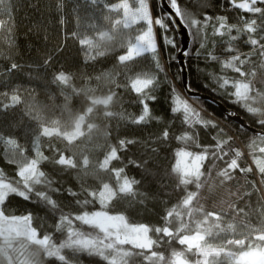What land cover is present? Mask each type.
Returning <instances> with one entry per match:
<instances>
[{"label": "trees", "instance_id": "16d2710c", "mask_svg": "<svg viewBox=\"0 0 264 264\" xmlns=\"http://www.w3.org/2000/svg\"><path fill=\"white\" fill-rule=\"evenodd\" d=\"M116 2L117 0H0V94L7 92L11 95L16 91L21 96L20 104L8 109L0 107V134L4 137L0 141V173L9 180L19 179V165L11 160L12 149L6 143L7 140L15 139L18 145L16 151L22 149L25 155L35 157V136L39 133L40 125L43 123L48 126L50 120L67 118L68 113L63 111L66 96L71 97L67 103L69 111L73 114L82 113L89 106L85 95H76L74 89H96L95 95L98 97L106 96L109 89H112L117 95L108 110L123 114V118L120 115L105 118V109L98 107L88 120L95 124L98 130L94 131L91 139L87 136L78 139L70 146V150L65 148L67 142L61 138L41 137V151L49 160L42 161L39 166L46 172L52 184L50 187L44 184L35 185L28 200L11 195L7 202V214L32 215V226L36 227L39 233L52 235L56 242H60L64 235L56 231L55 225L61 211L75 216L82 210L99 208L98 203L82 208L76 201L91 199L85 189L98 190L104 182L115 187L116 177L112 169L123 168L122 175L139 183L133 186L134 195L114 199L110 211L112 214L125 215L130 223L161 227L166 213L176 207L185 194L183 186H178L179 174L173 171L179 159L177 152L184 149L199 153L204 147L214 146L217 140L231 136V147L243 153L238 163L241 167L252 166L253 173L245 177L237 170L234 173L236 179L221 186L218 185L219 178L216 173L226 166V161L233 157V153L229 152V156L222 161H215V168H212L213 160H206L202 171L207 174L209 169L212 170L209 180L214 186L211 190L209 185L200 189L201 203L206 211H219L220 201L225 198L227 191L235 192L240 189L241 193L247 192L249 195L242 200L237 197L231 199L235 200L239 207H244L246 212L249 208L253 209L251 221L257 223L261 217L256 213L264 212V199L261 198L260 192L249 186V183L258 177L255 174V166L252 165L250 150L247 148V144L255 135L227 118L214 104L220 103L231 115H239L250 127L262 131L256 122L257 117L234 102L231 95L233 89L219 88L217 80L214 79L217 76L239 78L233 70L222 68V61L234 54L228 50V34H214L210 22L202 40L190 39L187 49L189 55L185 58L187 87L192 93L208 99L203 100L198 96L188 98L183 91L177 62L180 42L171 23L170 32L175 35L176 47H165L159 38L160 29L155 28L162 71L156 67V61L151 54L134 57L133 61L128 62V68L124 69V66L118 63L117 57L124 54L126 48L120 47L119 43L114 47L108 46L111 50L90 49L80 43L82 39H95L100 31L112 30L115 21L123 16L122 10H112V5ZM182 3L188 4L189 10L197 19L207 15L214 21L216 17L224 16L229 24H236L242 16L245 19L251 16L233 8L230 0H182ZM150 7L154 14L164 12L158 0H150ZM141 26L142 22L128 29L117 25L118 41L124 43L131 39L134 42ZM231 35H237L235 29ZM247 39L246 34H241L239 39L233 42L241 53L247 54L251 51L252 46L246 43ZM201 43L204 44L203 48ZM98 51H104L105 54L99 56ZM211 55L219 57L220 60H212ZM250 60L252 63L244 68L256 72L257 88L264 90V67H260L264 64V57L252 56ZM11 63H17L19 67L11 69ZM59 71L72 74L69 85H61L54 80V75ZM108 72L116 73L115 80L120 85L119 88L103 79V74ZM144 73L155 76L154 85L150 86V94L154 99L144 101L150 108L148 121L135 124L132 121L142 114V104L138 99L139 94L131 89V79ZM97 77L101 79L97 80ZM178 99H187L193 108L202 109L201 116L211 118L217 127L195 125L193 129L184 124L183 113L172 112ZM4 103H8V100L5 99ZM220 129L226 133L224 137L217 135ZM165 130L169 131L166 140L163 138ZM104 132H107V135H104ZM185 133L192 135L194 142L177 139ZM120 140H125L126 143L121 146ZM128 140L132 143H127ZM197 144L200 147H197ZM112 148H116L119 159L111 162L109 170L99 169V163ZM56 149L62 150L66 156L76 153L78 168L65 170L54 164L52 157ZM85 156L89 159L87 170L91 174L88 176H84L79 167ZM187 190L196 191L194 185H188ZM38 191L46 192L57 201L59 208L53 211L36 195ZM70 192H75L76 196H72ZM225 223L236 225L237 222L229 216L225 217ZM75 224L86 232L91 231L79 222ZM221 226L224 227V224ZM150 235L154 240L159 236L153 250L162 253L166 260L172 258L173 252L183 253L188 264H196L197 260H202L195 249L188 251L187 245H181L178 239L163 237L160 234ZM233 238V234L227 231L215 237H206L213 247L224 245L227 239ZM124 247L130 249L131 245ZM246 250L238 246L226 247V251H232L237 256ZM133 260L135 264H149L141 257H133L129 264H132ZM77 261L78 264H106L99 257L86 252L78 253L72 264H77ZM217 264L236 262L222 254L217 258Z\"/></svg>", "mask_w": 264, "mask_h": 264}, {"label": "snow or ice", "instance_id": "6c2138e0", "mask_svg": "<svg viewBox=\"0 0 264 264\" xmlns=\"http://www.w3.org/2000/svg\"><path fill=\"white\" fill-rule=\"evenodd\" d=\"M189 2H195V0H189ZM161 3L169 11L154 14L150 7V0H117L112 5V10H122L123 19L116 20L111 31H100L95 39H82L80 43L87 45L90 49L98 50H111L108 46L114 47L119 43L120 47L126 48L125 53L117 57L118 63L123 65L124 69L128 68V62L133 61L134 57L151 54L153 60L156 61V67L162 71L155 28L160 29L159 38L165 47H176L175 35L170 32L169 23L173 28L183 26L188 31L190 39L194 41L202 40L210 22L214 34L224 36L227 33L230 44L228 50L234 54L222 61V68L233 70L239 78L217 76L214 79L217 80L221 89L231 87L234 102L257 117L256 122L262 131L251 138L247 148L250 150L252 165L255 166V174L258 178L250 182L249 186L260 192L261 198L264 199V187H261L264 186V90L257 88L256 72L244 68L245 65L252 63L250 57H264V0H230L233 8L251 14L248 19L242 16L236 24H229L228 19L224 16L216 17L214 21L207 15L202 19H197L189 10L188 4L182 3V0H161ZM141 22L142 26L139 29V34L134 37V42L131 39L124 43L118 41L117 25L128 29ZM233 29L237 35H231ZM241 34L248 36L246 43L252 46L251 51L247 54L241 53L233 43L239 39ZM203 47L204 44L201 43V48ZM104 54V51L97 52L99 56ZM183 54L187 56L189 51L185 49ZM211 59L220 60L215 55H211ZM18 67L17 63H11V69ZM260 67H264V64H261ZM115 75L116 73L112 72L104 73L103 79L119 88L120 85L117 84ZM99 79L101 77H97V80ZM54 80L61 85H69L72 74L59 71L54 75ZM154 82L155 76H149L147 73L138 74L136 78L131 79V89L139 94L138 99L142 104V114L138 119L132 121L135 124L146 123L149 119V104L144 101L154 99V96L150 94V86H153ZM73 91L76 95L84 94L89 106L82 113L73 114L69 111L67 103L71 97L66 96L63 111L68 113L67 118L50 120L48 126L43 123L40 125L39 133L35 136V157L25 155L22 149L16 151L18 145L15 139L6 141L12 149L10 153L12 162L19 165L17 173L19 179L9 180L7 176L0 173V264H72L77 254L82 252L97 256L106 264H129L133 257H141L149 264H188L183 253L173 252L172 258L166 260L162 253L154 251L153 248L158 243L159 236L154 240L150 233L178 239L181 245H187L188 251L195 249L197 254L202 257V260H197L196 264H217V258L222 254L225 258L234 260L236 264H264V212H257L256 215L261 219L257 223H252L251 215L254 210L249 208V211L246 212L244 207H239L236 201L231 199V197H237L242 200L249 193H241L240 189L235 192L228 190L225 198L220 201L219 211H206L201 203L200 189L209 185V190H211L214 186L210 184L209 180L212 177V170L209 169L207 174L202 171L206 160H213L212 168H215V161H222L229 156V152L233 153V157L226 161V166L216 173V177L219 178L218 185L221 186L235 180L234 173L237 170L245 177L247 174L253 173L252 166L241 167V164L238 163L243 153L237 148L231 147L230 141L233 140L231 136H228L227 139L217 140L214 146L204 147L199 153L184 149L177 152L176 155L179 159L173 171L179 174L178 186H183L185 194L180 203L166 213L163 218L164 224L161 227H152L145 223H130L125 215L112 214L110 211V205L114 199L120 196L134 195L133 186L139 183L122 175L123 168L112 169L116 177L115 187L104 182L98 190L87 191L85 189L87 196L91 199L76 201L82 208L97 203L99 208L82 210L75 216L64 214L61 211L55 225L56 231L64 235V239L60 242H56L52 235L39 233L37 228L32 226V215L7 214V202L11 195L28 200L35 185L44 184L50 187L52 184L46 172L39 166L42 161L49 160V157L41 151V137L61 138L67 142L65 148L70 150V146L78 139L86 136L91 139L94 131L98 130L95 124L88 122L98 107L105 109L103 112L105 118L117 115L123 118L122 113L108 110L117 95L112 89H109V93L103 97L95 95L96 89L81 88ZM89 93L92 94L89 95ZM5 99L8 100V103H4ZM20 103L21 96L16 91H13L11 95L7 92L0 94V107L8 109ZM201 111L202 109L193 108L187 99H178L172 108L174 113L182 112L183 123L193 129L195 125L217 127L211 118L201 116ZM104 135H107V132H104ZM217 135L224 137L226 133L220 129ZM168 137L169 131L165 130L163 138L166 140ZM3 139V135L0 134V141ZM177 139L194 142V137L187 133L178 136ZM125 143V140H120L121 146ZM127 143L131 144L132 141L128 140ZM197 147L200 145L197 144ZM226 148L227 150H225ZM76 156V153L66 156L62 150L56 149L52 161L65 170L77 169ZM117 159H119L117 150L112 148L99 163L98 168L107 171L111 162ZM88 166L89 159L85 156L79 165L84 176L91 174L87 170ZM188 185H194L196 191H188ZM70 194L76 196L75 192H70ZM36 195L53 211L59 208L57 201L53 200L46 192L38 191ZM229 216L237 222L236 225L225 223V217ZM75 222L87 226L91 231L82 230ZM222 224L224 227L221 226ZM226 231L232 233L234 238L227 239L224 245L213 247L206 239V237H215ZM125 245H131V248H125ZM228 246H238L240 249L247 250L241 251L237 256L232 251H226ZM132 264H135L134 260Z\"/></svg>", "mask_w": 264, "mask_h": 264}, {"label": "water", "instance_id": "95a60500", "mask_svg": "<svg viewBox=\"0 0 264 264\" xmlns=\"http://www.w3.org/2000/svg\"><path fill=\"white\" fill-rule=\"evenodd\" d=\"M158 3H159L160 8L164 12L169 11V9L166 8L161 3V0H158ZM177 23H179V21H177ZM174 31H175V33L177 35V38H178L179 42H180V50H179V52L177 54V62H178V66H179V73H180V79H181V84H182V87H183V91H184L186 97H188V98H191V97H194V96H198L199 98H201L203 100H207L208 98H206L204 96H199L198 94L192 93L187 87V72H186V69H185V58H186V56L183 54V51L185 49H188V47H189V43H190L189 33L183 26L178 27V28H174ZM214 104H216V106L221 110V112L227 118H229L231 121H233L234 123L238 124L242 128L248 130L253 135H257L258 133L261 132V130H258L256 128L250 127L239 115H237V114H232L231 115L230 111L225 109L220 103L214 102Z\"/></svg>", "mask_w": 264, "mask_h": 264}, {"label": "rangeland", "instance_id": "374dc122", "mask_svg": "<svg viewBox=\"0 0 264 264\" xmlns=\"http://www.w3.org/2000/svg\"><path fill=\"white\" fill-rule=\"evenodd\" d=\"M121 19H123V16H122V18H121ZM121 19H120V20H121ZM154 31H155V29H154ZM188 162L190 163L191 161L189 160ZM177 163H178V162H177Z\"/></svg>", "mask_w": 264, "mask_h": 264}]
</instances>
